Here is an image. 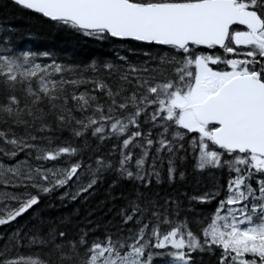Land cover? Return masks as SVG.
<instances>
[{
	"label": "snow or ice",
	"instance_id": "snow-or-ice-1",
	"mask_svg": "<svg viewBox=\"0 0 264 264\" xmlns=\"http://www.w3.org/2000/svg\"><path fill=\"white\" fill-rule=\"evenodd\" d=\"M11 5L95 47L0 26V264H264V0ZM106 177L99 236L46 214Z\"/></svg>",
	"mask_w": 264,
	"mask_h": 264
},
{
	"label": "trees",
	"instance_id": "trees-1",
	"mask_svg": "<svg viewBox=\"0 0 264 264\" xmlns=\"http://www.w3.org/2000/svg\"><path fill=\"white\" fill-rule=\"evenodd\" d=\"M9 25L19 30L17 35L20 47H29L33 50H52L58 56H67L70 60L85 59L95 47L91 41H86L71 33L58 32L45 20L28 12L14 9L11 0H0V26ZM134 51L138 54L134 58L143 59L142 53L148 49H134ZM157 51V49H152V54L156 55ZM109 184H111V178L106 177L88 194L86 199L80 198L61 204L55 197L49 198L47 202L56 206L46 209V214L57 217L70 216L77 222L85 218L94 220L101 226L95 232L99 236L104 230L103 226L109 220H113L116 205L119 203L118 201L110 202Z\"/></svg>",
	"mask_w": 264,
	"mask_h": 264
}]
</instances>
